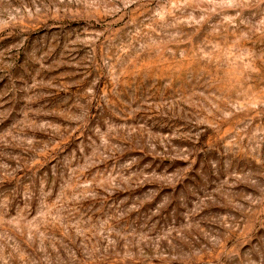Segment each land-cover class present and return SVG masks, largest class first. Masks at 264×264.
Returning a JSON list of instances; mask_svg holds the SVG:
<instances>
[{
	"label": "rangeland",
	"instance_id": "374dc122",
	"mask_svg": "<svg viewBox=\"0 0 264 264\" xmlns=\"http://www.w3.org/2000/svg\"><path fill=\"white\" fill-rule=\"evenodd\" d=\"M0 264H264V0H0Z\"/></svg>",
	"mask_w": 264,
	"mask_h": 264
}]
</instances>
